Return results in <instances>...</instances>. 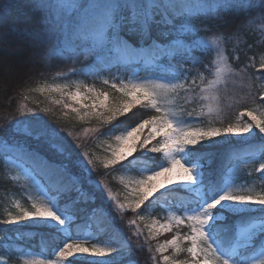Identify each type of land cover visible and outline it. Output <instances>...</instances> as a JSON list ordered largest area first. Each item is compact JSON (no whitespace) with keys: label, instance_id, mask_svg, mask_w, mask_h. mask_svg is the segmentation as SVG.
<instances>
[{"label":"snow or ice","instance_id":"1","mask_svg":"<svg viewBox=\"0 0 264 264\" xmlns=\"http://www.w3.org/2000/svg\"><path fill=\"white\" fill-rule=\"evenodd\" d=\"M14 3L15 0H9L7 7ZM31 3L38 13V22L23 31L9 25L7 32L0 31V44L7 42L6 35L15 34V50L27 48L34 62L54 57L70 63L67 73L57 75L100 79L120 95L112 103H106L109 92L94 87L82 91L79 81L75 83V91H71L67 79L63 83L45 84L35 91L59 93L61 98L53 103L70 109L80 121L95 119L101 125H111L104 134L114 137L115 146L103 161L105 169L118 164L125 169L132 159L149 158L140 178L129 181L134 185V198L127 205L113 203L110 194H105L109 207L94 208L93 213L105 212L108 224L123 234L115 227L111 212L122 219L130 209L136 216L127 223L134 229L132 235L139 238L142 230L137 220L143 221L145 216L138 210L160 189L179 183L180 190L193 200L181 205L178 209L181 214L174 212L167 222L153 221L148 226L151 239L175 229L171 239L155 247L163 264H264V190L243 189L226 177V172L234 173L240 165H258L255 170L264 174V147L258 152L222 160L216 180L210 170L213 154L202 151L219 144L213 138L221 135L229 143V134L248 143L249 138L243 134H251L253 140L264 134V49L258 60L253 55L248 58L249 63L233 67L240 59L239 50L229 56L227 48L221 46L252 23L249 17L253 13L264 22V0H31ZM4 23L0 16V29ZM209 54L211 60L207 59ZM141 72L147 75L141 76ZM237 78L246 82L247 91L234 104L229 85ZM65 97L79 107L67 103ZM85 99L89 102L85 103ZM225 101L229 109L239 104L256 106L239 110L236 122L227 127L212 126V121L224 113ZM136 105L148 110L146 118L135 124L112 123ZM19 111L33 113L25 119L9 121L13 135L23 139L9 142L8 138L0 137V151L7 150L10 155H5L6 163L22 168L32 179L39 199L32 203V211L21 209L19 214L9 215L0 223L18 225L20 221L31 220L35 225L51 226L63 237L48 256L24 259L23 264H85L92 257L112 259V254L123 256L125 247L131 250L132 239L126 234L122 243L100 246L97 241L90 247L85 246V241L93 238L90 233L73 235L76 217L69 204L61 205V197L75 191L77 199L72 203L82 197L94 203L95 195L85 193L83 185L87 183L99 190L106 186L91 179L94 161L86 158L87 153L82 154L85 159L73 160L71 145L64 143L60 129L26 105H21ZM243 117L250 119L243 121ZM205 119L207 127L202 126ZM117 128L121 130L117 132ZM145 128L147 135L141 139ZM158 136L160 139L151 144ZM205 140L210 143L203 144ZM33 142L38 147H33ZM198 144L200 149L195 147ZM138 149L141 155L136 157ZM150 153H163L164 159L153 164ZM73 167L78 171L74 172ZM37 175L46 177L49 186L37 181ZM175 191L168 188V192ZM165 195L160 192L156 199ZM184 227L188 231L182 235L180 230ZM147 243L148 238L144 244L137 239L136 247L144 249ZM168 249L175 255H164ZM147 250L152 252L150 245ZM78 253L91 256H77ZM150 259L160 264L157 255H151Z\"/></svg>","mask_w":264,"mask_h":264},{"label":"trees","instance_id":"2","mask_svg":"<svg viewBox=\"0 0 264 264\" xmlns=\"http://www.w3.org/2000/svg\"><path fill=\"white\" fill-rule=\"evenodd\" d=\"M9 0H0V16L3 17L5 23L0 31L7 32L9 25H14L16 29L23 31L26 28H30L38 22V13L34 9V5L31 0H15L12 7H7ZM249 19L252 23L238 36L232 37L226 45L221 44L222 47L227 48V54L231 56L234 52L238 51L240 57L239 61L233 63V67L243 66L249 63V57L256 55L259 59V52L264 49V42H261V36L264 35V22L256 19V14L253 13ZM238 22V21H237ZM222 32H230L231 29H221ZM16 35L8 34L5 36L6 43L0 44V137L8 138L9 142H15L22 140V137L14 136L12 133V123L17 119H25L30 117L33 113L25 111L20 113L21 105H26L28 109H33V112L42 116L50 125L61 130V136L64 137V143L70 144L73 152V160L85 159L82 156L83 153H87V157L94 161V169L91 174L93 181H98L100 185H105L106 188L99 190L96 187L85 183L83 188L85 193H93L96 197L95 202H91L90 198L82 197L79 202L72 203L77 199V193L71 192L68 196H62L61 205L69 204L70 211L75 215V221L73 224V235L79 233L81 236L86 235V232L91 230L97 239L107 242H123L124 234L128 235L132 239V249L125 247L124 252L131 255L136 264H154L150 259L151 255H157V259L160 264H163L161 256L155 253V247L157 246L158 239H151L147 233V227L144 222L137 220L139 227L142 230V235L137 238L132 235L134 229L128 225V220L135 218L136 214L131 211L124 212L123 218H119L116 212H111L115 227L122 230L119 233L110 226L106 219V213L102 211H96L93 213L94 208H105L109 206L105 201V194L107 192H115L122 190L123 185L117 180L116 174L124 170L137 171L141 167H146L148 159L136 160L132 159V164L125 169H121V165H115L108 169H105L103 163L100 162L96 156H92L94 152L103 151L99 142L108 135L104 134L108 127L111 125H101L98 121L85 122L80 121L78 117H75L71 113H67L63 110V107L53 103L45 93L35 91L36 88L41 87L47 83L53 82L59 78H76L82 79L86 82L98 83V79L93 80L84 76H76L69 74L67 77L63 75H57L58 73H67L72 66L70 63L52 58L48 61H33L30 50L23 48L19 51L15 50ZM251 46V47H249ZM213 47H215L213 45ZM208 60L212 59V55L209 54ZM258 67V65H257ZM200 71H203L201 68ZM250 72L255 69H249ZM103 75L107 76L108 73ZM141 75H147V73L141 72ZM205 75H207L205 73ZM211 79V77H208ZM259 81H257V84ZM111 89V88H109ZM230 95L233 99V103L239 101L241 97L247 91L246 82H241L238 78L229 85ZM117 93L115 90H112ZM183 93H181V98ZM227 101H225V111L222 113L221 118L214 119L213 125L220 127H227L229 123H234L238 115L239 110H243L244 107H253L256 105L239 104L231 109L226 107ZM193 107V105H188ZM199 109V105H196ZM50 108L51 112H45L44 109ZM148 110L144 109L141 105H136L125 116L118 117L113 124H119L120 121H126L130 124H135L139 119L146 118L145 113ZM150 114V113H149ZM205 121H207L205 119ZM89 127L91 132H87L86 128ZM97 129H99L97 131ZM121 129L117 128L119 132ZM33 147H38L33 142ZM197 149L201 148V145L195 146ZM261 147H264V139L255 138L249 140L248 143L231 141L230 143H224L221 145H212L202 149V151L212 153V162L210 170L212 172V178L218 179L216 173L217 169L221 165L222 160H226L235 155H240L245 152L259 151ZM44 149V150H43ZM41 151H46L45 148H41ZM5 155H10L7 150L0 151V222L7 219L6 205L9 201V197L13 195H20L24 197L20 183L14 178L13 172L9 169L5 160ZM140 151H137L134 156L139 157ZM11 157V156H10ZM151 163H156L162 160V154H149ZM12 158V157H11ZM131 159V158H130ZM22 163L21 161H17ZM127 165V161L123 162ZM27 166V165H26ZM74 172L78 171L75 167L72 169ZM227 175V172H226ZM41 183L45 186H49V182L46 177L37 175ZM254 177L264 183V174L258 172L254 174ZM175 192H168L165 190V196L156 199L160 193L152 196L145 205L138 211L142 214L148 212L152 207H156V210L160 209L161 204H167L172 207L180 208L182 204L189 203L193 200V197L185 193L180 188ZM88 199V202H85ZM25 200V198H24ZM147 209V211H145ZM91 217V219H90ZM173 232H169L161 237L169 238ZM145 238H148V243L145 244L144 249L136 247L137 239L141 244L145 243ZM63 240V237L56 233L51 227H44L32 224H3L0 223V259L6 258L10 263L19 264L21 257L27 249L43 253L48 256L52 249L57 247ZM151 246L152 252L150 253L147 248ZM85 264H98L94 262L86 261ZM111 264H127L125 261L115 262Z\"/></svg>","mask_w":264,"mask_h":264},{"label":"rangeland","instance_id":"3","mask_svg":"<svg viewBox=\"0 0 264 264\" xmlns=\"http://www.w3.org/2000/svg\"><path fill=\"white\" fill-rule=\"evenodd\" d=\"M141 76H144V75H141ZM66 79L71 84V88H70L71 91H75V83L79 81L82 84V91H84V89L86 87H94L97 91L102 90V91L109 92V98H108V101H106V103H112L113 100L120 95L119 93L118 94L114 93L112 91V89H109L110 86L104 85L100 79H98L99 80L98 83H94V82L90 83V82H86L82 79H76V78H71V79L70 78L69 79L68 78H59V79H57L53 82L47 83V84L50 85L52 83H63V82H65ZM45 94L51 100L61 98L59 93H45ZM172 98H174V97H172ZM65 101L67 103H72L73 106H75V107H79V105H76L75 102L68 100L66 97H65ZM88 102L89 101L87 99H85V103H88ZM60 106L63 107L62 104ZM253 107H255V106H253ZM63 110L66 111L67 113H71L75 117H77L76 114L73 113L70 109H66L63 107ZM249 119L250 118H248V117L242 118L243 121H247ZM95 121L96 120L93 119L92 121H90V123L95 122ZM85 122H88V121H85ZM235 122H236V120H235ZM202 126L207 127L208 126L207 121L204 120V123L202 124ZM212 126L220 127V126L213 125V124H212ZM221 128H223V127H221ZM86 130H87V132H91V129L89 127H87ZM147 131H148L147 128H145L143 130V132L141 133V139H143L144 136L147 135ZM254 131L258 132V130H256V129H254ZM243 135L247 136L249 138V140H253L251 138V134H243ZM229 136L231 138V141L241 142L236 136H233L232 134H229ZM261 137H264V134H258L256 138H261ZM159 139H160V137L158 136L156 138V140H153L150 143L155 144L156 141ZM213 139L220 141L219 144H215V145H221V144L228 142V140H226L224 135L215 137ZM202 143L207 145L210 142L205 140ZM99 146L103 151L94 152V154L92 156H96L95 153L98 154L97 155L98 160L103 163V161L106 158H108V156H110L112 147L115 146L114 137H111V136L104 137L99 142ZM137 151H140V150L138 149ZM161 154H162V160H163L164 154L163 153H161ZM7 164H8L9 169L13 172L14 178L20 183L21 187H23L22 193L24 195V197L20 196L19 194L9 197V201L6 205V211H7L6 215H7V219H8L9 215L15 216V215L19 214L21 209H27L29 211H32L31 205L34 201L39 199V193H38L36 187L34 186L32 179L26 174L25 171L22 170V168L16 167L13 164H9V163H7ZM17 164H21V163L17 162ZM23 167L26 168L27 166L23 165ZM255 167H258V165H256ZM255 167L252 165H249L248 167H244L243 165H240L238 170H236L234 173H227L226 177L229 179H232L237 185H240L243 189H252L253 191L264 190V183L262 181H260L259 179H257L256 177H254V174L258 173L255 170ZM144 168L145 167H141L137 171L124 170V171L116 174V178L123 185V189L117 190L115 192H107L106 193V194H110L109 198L113 199V203H115V201H119L120 203L127 205L134 198L133 193H132V189H133L134 185L129 183V181L133 180V179L140 178L141 171ZM36 180L41 183V181L39 180V178L37 176H36ZM168 188H180V186H179V183H173L172 185H168L165 188L160 189L158 192L154 193L153 196L155 194H158L160 192L168 190ZM24 198H25V200H24ZM178 209L179 208L172 207V206L167 205V204H161L160 209H158V210H156V207H152L148 212L143 213V215L145 216V219L141 222H144L146 224L147 233L149 234L148 226L151 225L153 223V221H158L159 224H163V223L167 222V218L172 213L175 212L176 214H181L178 211ZM127 211L130 212L131 210L127 209L125 212H127ZM21 224L35 225L31 222V220L20 221L18 225H21ZM159 224H157V228L159 227ZM38 226H41V225H38ZM180 231H181V234L183 235V234L187 233L188 229L186 227H184ZM174 232H175V229L173 230V234H174ZM89 233L91 234V236L93 238H90V239L85 241L86 247H90L92 243H96L97 241L101 242L100 246H104L106 243H110L107 241L98 240L97 235H95L91 230L87 231V234H89ZM165 234H167V233L161 232L160 235H158L156 237V239H158L157 245L163 243L167 239H171L173 236V234H172L171 237L163 239V237H161V236H163ZM76 255L77 256H91L90 253H85V254H79L78 253ZM164 255L174 256L175 254H174L172 249H168V251L165 252ZM20 257H21V260H20L19 264H23L24 259H32L35 257L43 258L46 256H44L41 253L32 251V250H27L23 254H21ZM180 258H183V256H181ZM69 259H75V257H69ZM161 259H162V256H161ZM0 261H4V264H14V263H10L6 258H1ZM88 261L94 262V263L99 262V264H111V263L120 262V261H125L127 264H136L134 258L131 255H129L127 252H124L123 256H121V257H117L115 254H112V259H109V257H107V256H105V257H92Z\"/></svg>","mask_w":264,"mask_h":264},{"label":"bare ground","instance_id":"4","mask_svg":"<svg viewBox=\"0 0 264 264\" xmlns=\"http://www.w3.org/2000/svg\"><path fill=\"white\" fill-rule=\"evenodd\" d=\"M27 250H32V249H27ZM27 250H26V251H27ZM32 251H34V250H32Z\"/></svg>","mask_w":264,"mask_h":264}]
</instances>
